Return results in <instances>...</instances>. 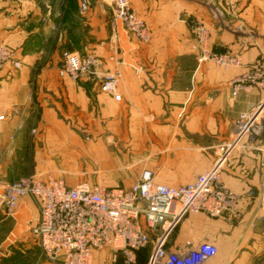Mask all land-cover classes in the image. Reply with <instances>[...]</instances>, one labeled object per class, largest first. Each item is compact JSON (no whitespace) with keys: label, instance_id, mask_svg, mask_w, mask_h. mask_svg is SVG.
<instances>
[{"label":"crops","instance_id":"0c3cea01","mask_svg":"<svg viewBox=\"0 0 264 264\" xmlns=\"http://www.w3.org/2000/svg\"><path fill=\"white\" fill-rule=\"evenodd\" d=\"M81 1L0 0V44L21 62L0 70V182L51 176L48 157L98 173L136 168L131 176H108L111 182L132 184L150 168L156 182L177 186L210 168L224 146L220 176L238 195L236 208L213 217L185 214L166 248L208 242L216 251L201 264H264V134L229 145L238 114L263 94L253 88L233 95L231 81L264 58V0H129L151 31L147 42L121 24L112 27L111 0H86L83 13ZM192 21L207 27L213 49L239 54L242 66L199 64ZM63 50L94 54L101 72L118 68L120 98L101 91L97 80L60 75ZM115 51L117 63L110 59ZM38 215L28 196L11 219L0 209V264H62L39 246ZM150 251L151 243L137 263L147 264ZM111 257L96 250L92 264H113ZM114 264H123L120 256Z\"/></svg>","mask_w":264,"mask_h":264},{"label":"built area","instance_id":"2783aa9c","mask_svg":"<svg viewBox=\"0 0 264 264\" xmlns=\"http://www.w3.org/2000/svg\"><path fill=\"white\" fill-rule=\"evenodd\" d=\"M112 2V27L121 24L139 41H149V27L129 0ZM80 8L87 9L86 0L81 1ZM189 28L198 47L199 64L242 66L239 54L212 48L203 23L192 21ZM115 53L110 59L117 63ZM8 62L15 68L21 66L12 50L0 44V70ZM99 66L94 54L64 51L59 74L76 82L97 80L101 91L118 100L121 71L115 68L101 72ZM253 88L260 89L262 97L248 111L238 114L230 146L244 136L259 138L264 134V58L231 81L233 95ZM220 150L222 155L210 168L177 186L156 182L150 168H144L129 186L89 181L69 184L63 177L29 174L10 183L0 182V206L12 216L21 197H30L39 214L33 229L39 246L46 258L62 264H92L96 250H109L113 264L119 256L123 264H138L136 251L149 243L148 264H201L215 254L212 244L202 242L197 247L172 252L166 248V241L185 214L204 212L213 217L236 208L239 197L220 176L226 153L224 146ZM261 199L264 203V196Z\"/></svg>","mask_w":264,"mask_h":264},{"label":"rangeland","instance_id":"374dc122","mask_svg":"<svg viewBox=\"0 0 264 264\" xmlns=\"http://www.w3.org/2000/svg\"><path fill=\"white\" fill-rule=\"evenodd\" d=\"M87 10V9H86ZM80 12H85L80 8ZM112 13H113V2L111 0V5H110V16L112 18ZM58 15L60 16V22H57L55 25L53 24L54 29L57 28V30L61 27V25H63V19L62 16L63 14L61 12L58 13ZM146 23V22H145ZM150 30V29H149ZM151 32V31H150ZM64 51H68V50H63L61 52V56L62 53ZM62 63V61H61ZM37 113V112H36ZM35 116L34 118V122H36L38 115L39 114H33ZM33 130L31 131L32 136H36L37 135V131L35 130V128H32ZM42 146V145H41ZM43 147V146H42ZM47 147V146H45ZM47 158V162H46V167L45 170H49V172L51 173V176L54 177H63L67 183L69 184H73L75 182L78 181H89V182H93V183H100L103 185H124V186H128L130 183H124L121 181L118 182H111L109 181L110 178L108 176H114L115 174H121V175H130L134 172V170L136 169L134 166L130 167L129 165H125L121 168H119L118 170H113V171H107V172H101L98 173L97 172V168H93L84 164H80V165H65L63 164L61 161L59 160H51L52 163H49L50 161H48V157ZM71 164V163H69ZM101 176H106V179L102 178ZM131 176V175H130ZM5 209L3 206H0V209ZM9 219H11V216H8ZM148 264V262H147Z\"/></svg>","mask_w":264,"mask_h":264},{"label":"trees","instance_id":"16d2710c","mask_svg":"<svg viewBox=\"0 0 264 264\" xmlns=\"http://www.w3.org/2000/svg\"><path fill=\"white\" fill-rule=\"evenodd\" d=\"M148 246V245H147ZM147 246H145V247H143V248H140V249H138L137 251H136V256H137V253L141 250V249H144V248H146Z\"/></svg>","mask_w":264,"mask_h":264}]
</instances>
